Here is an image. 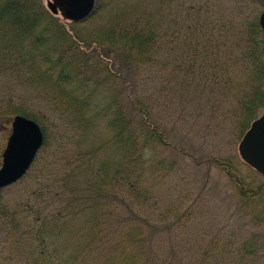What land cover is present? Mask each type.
Returning <instances> with one entry per match:
<instances>
[{
    "label": "trees",
    "instance_id": "1",
    "mask_svg": "<svg viewBox=\"0 0 264 264\" xmlns=\"http://www.w3.org/2000/svg\"><path fill=\"white\" fill-rule=\"evenodd\" d=\"M44 1L0 0V131L10 134L19 114L43 133L27 172L0 190L10 246L21 255L29 248L30 264L35 250L47 264H264L259 231L209 223L189 232L201 215L184 207L192 193L180 191L161 211L175 168L160 158L148 164L154 147L174 149L160 112L205 134L228 123L235 140L261 114L264 0H145L102 24L98 0L78 23ZM106 56L145 74V97L123 87L124 67ZM218 163L245 214L258 218L264 181L254 183L264 175L243 161L249 180ZM121 211L129 216L115 222ZM64 234L79 235L68 250L58 244Z\"/></svg>",
    "mask_w": 264,
    "mask_h": 264
},
{
    "label": "rangeland",
    "instance_id": "2",
    "mask_svg": "<svg viewBox=\"0 0 264 264\" xmlns=\"http://www.w3.org/2000/svg\"><path fill=\"white\" fill-rule=\"evenodd\" d=\"M47 1L48 0L44 1L46 8ZM98 1L100 5L99 10L102 13L100 16V24L103 22L107 23L111 17L121 12L126 7H128V9H133L135 6L139 8L142 4H145V0ZM220 1L227 5V0ZM132 12L133 10L127 11V15L131 16L133 14ZM60 19L67 22V20L63 19L61 16ZM78 22L79 21L73 23ZM67 27L69 28V26ZM85 28L91 29L93 27L88 26ZM70 30L74 31L73 27H71ZM106 58L113 61L116 65L118 63L120 65L121 63L124 67V75H122L125 76L127 82L123 87H127L126 90L134 96H139L141 98L145 97V82H140V75L145 76V74L139 75V71L137 69L134 71L133 66L128 62H117L115 59L110 58V56L109 58L106 56ZM125 71L128 73L126 74ZM83 89L85 88L78 90ZM165 111L166 112L163 113L160 112L158 115L164 119V124L167 129L166 140L169 143L168 147H174V149L172 150L171 148L168 151H163L161 148L156 150L154 147L148 154V164L150 165V163L160 158L165 162L169 161L167 163L172 161L175 170H172L171 176L167 178L166 184L162 186L161 194L165 192H167V194H165L164 198H161V201L156 205L161 208L162 211L180 191H183V193H192L191 200L186 201L184 207L195 206V211H200L201 215L195 219L196 222H199L197 223L198 226H189L192 228L189 229V232H192V230L197 231V228L204 230L206 228L205 225L209 223L213 225V228L222 229L226 233L231 230L239 234H245L247 231H259V235L261 233L260 241H262L263 244L260 252L264 255V215L262 214L264 210L259 212V209H256L254 211L256 215H259L256 219L245 214L242 207L238 204L235 194L236 191L233 185L229 181L227 175H225L224 170H222V166L218 163L220 158H224L231 164L236 165L239 175L244 178L249 176L247 179L254 180V177L246 170V167L243 168L241 166L243 161L239 156L237 148L241 139L235 140L232 136V130H230L232 125L227 123V126L222 128L223 132L213 128L212 131H218L216 135H212V132L205 134L202 127H199L198 131L193 125L184 123L175 113H169L168 109ZM225 113L227 114V112ZM8 136V129L0 131V153L5 147ZM175 148L178 151L175 152ZM152 157L153 159L150 161ZM255 181L254 184H257L258 181L263 182L264 178L257 175V180ZM166 189L171 190L166 191ZM262 192L264 196V189ZM8 193V191H4L2 193L3 198H7ZM262 199H264V197ZM128 216L129 215H127L125 211H121L114 220L118 222L119 220L126 219ZM79 220L81 222L82 218ZM78 240V234H64L58 240V244L62 249L67 247L68 250L72 244ZM69 241L71 242L68 243ZM10 245L11 237L7 236L5 232H0V264H30L32 262L28 254L29 248L21 255L18 249L12 248ZM33 256L36 257V262L38 264H47L48 262L45 257L37 256L36 250Z\"/></svg>",
    "mask_w": 264,
    "mask_h": 264
},
{
    "label": "water",
    "instance_id": "3",
    "mask_svg": "<svg viewBox=\"0 0 264 264\" xmlns=\"http://www.w3.org/2000/svg\"><path fill=\"white\" fill-rule=\"evenodd\" d=\"M46 5L54 15L77 22L91 14L95 0H48ZM259 22L264 37V9ZM42 142L43 133L34 120L19 114L13 117L1 155L0 190L17 182L27 172ZM237 148L240 158L264 175V110L251 122Z\"/></svg>",
    "mask_w": 264,
    "mask_h": 264
}]
</instances>
